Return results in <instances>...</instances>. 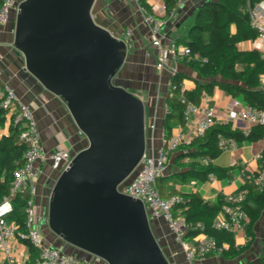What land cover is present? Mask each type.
Wrapping results in <instances>:
<instances>
[{"label": "water", "instance_id": "obj_1", "mask_svg": "<svg viewBox=\"0 0 264 264\" xmlns=\"http://www.w3.org/2000/svg\"><path fill=\"white\" fill-rule=\"evenodd\" d=\"M96 1L22 0L14 18L27 76L64 100L89 142L52 187L48 227L63 249L108 264H172L145 202L119 190L147 150L146 103L120 80L128 41L97 20Z\"/></svg>", "mask_w": 264, "mask_h": 264}, {"label": "crops", "instance_id": "obj_2", "mask_svg": "<svg viewBox=\"0 0 264 264\" xmlns=\"http://www.w3.org/2000/svg\"><path fill=\"white\" fill-rule=\"evenodd\" d=\"M22 1V0H17ZM142 0H97L94 7V15L97 20L115 34H120L124 29L131 28L133 34L129 37L128 60L123 68L122 78L129 83V89L146 103V120L156 121V128L147 132V147L161 146L164 144L162 132L165 130V117L168 110L169 86L173 76L182 74V83L187 89L196 87L201 79L197 69L190 64L169 57L165 65H160L159 51L152 46L149 24L145 20V14L141 9ZM210 0H190L182 6H176L170 17L165 18V0H146L156 16L165 21V27L170 39H180L181 27L194 20L196 12ZM148 9V8H147ZM149 10V9H148ZM15 15L10 22L0 26V81L12 84L21 100L28 103L38 120L42 132L43 157L37 162V166L43 169L36 181L38 194L36 201L39 203L38 213L42 215L43 206L49 203L50 194L48 185L54 180L55 170L49 160L50 153L58 146H66L74 153L88 146V139L77 127L64 100L27 76L24 69L23 54L14 46ZM191 22V24H192ZM241 49H253L252 40L239 43ZM264 78V74L262 75ZM264 80V79H263ZM203 94V93H202ZM210 105L216 114L225 118L227 106L234 96L228 94L222 87L216 86L210 93ZM202 101V97H201ZM8 116V115H7ZM195 116H191V121ZM186 125L176 124L172 135L180 129L188 130ZM11 119L8 117L4 127L0 129L3 134H8ZM235 128L245 129L248 126L242 120L233 121ZM1 136V135H0ZM264 150V138L257 141H244L237 148L223 151L214 162L222 167H233L230 178L212 177L207 180H192L181 182L176 176L179 168L175 163V157L182 153L174 150L167 170L162 178H170L167 186L176 188L184 193L198 191L211 201H218L220 196H226L240 190L248 179L247 173L260 167L258 156ZM188 161V157L182 158V162ZM58 178V177H57ZM57 180V179H56ZM170 188H168L170 190ZM52 191V189H51ZM170 194V191H168ZM184 219L183 216H179ZM154 231L159 242L165 250L172 264H191L182 247L181 240L173 233L164 219L151 218ZM262 221V224L259 222ZM44 229L45 226L42 225ZM254 240L249 243L250 236L247 229L234 232H224L223 244L226 252L223 254L211 253L198 264H264L262 251L264 247V215L254 224ZM228 233V234H227ZM208 233L201 232L193 240H199ZM210 235V234H209ZM48 236H46L47 238ZM52 243L59 244L50 239ZM14 249L10 261L0 257V264H26L30 257L29 247L20 242L18 237L12 239ZM71 253L89 258V254L79 251L74 247Z\"/></svg>", "mask_w": 264, "mask_h": 264}, {"label": "trees", "instance_id": "obj_3", "mask_svg": "<svg viewBox=\"0 0 264 264\" xmlns=\"http://www.w3.org/2000/svg\"><path fill=\"white\" fill-rule=\"evenodd\" d=\"M3 0H0V6ZM262 0H210L196 12L194 20L189 27L187 38L177 40V43L186 44L191 48V55L183 61L194 66L201 76L196 87L187 89L181 96L179 87L183 85L182 74H175L169 87L167 113L164 128L167 137L172 135L176 124L186 125V109L189 102L201 103L202 93H213L216 86L222 87L234 97H243L252 105L264 108V58L257 49H241L242 41L255 40L258 31L253 27L250 8ZM142 5L152 11L146 0ZM166 15L168 18L177 6V0H165ZM240 65V66H239ZM178 88H174V86ZM8 120L7 110L0 102V129ZM20 128L11 122L8 134L0 136V202L11 194V186L17 169L25 163L24 143L19 141ZM235 138L239 143L244 141H257L264 138L262 125H253L249 130L235 128L232 121H223L213 125L207 132L195 138L189 144H182L176 150L182 153L175 157L179 168L176 176L181 182L192 180H207L211 175L218 178L232 176L233 167H222L214 160L223 152L218 146L220 135ZM188 161L182 162V158ZM208 159L205 162L204 159ZM260 168H264L263 158ZM170 178H159L158 186L163 197L179 194L183 199L173 206L175 216H183L185 229L183 239L190 241L205 232L215 237L219 244H223L224 232L213 227L217 214L223 209L224 197L211 202L205 199L200 192L184 193L176 188L167 186ZM170 188V190L168 189ZM242 188L248 189L244 207L249 214L247 233L249 243L255 238L254 224L264 215V187L259 189L252 178H248ZM170 191V194H168ZM28 194L18 192L12 196L13 210L9 214L10 220L16 221L20 242L30 249V257L26 264H36L38 251L36 247L22 234L27 231ZM200 223L201 226H197ZM223 233V234H222ZM228 234V233H227ZM226 250L223 252V254ZM264 260V247L262 251Z\"/></svg>", "mask_w": 264, "mask_h": 264}, {"label": "built area", "instance_id": "obj_4", "mask_svg": "<svg viewBox=\"0 0 264 264\" xmlns=\"http://www.w3.org/2000/svg\"><path fill=\"white\" fill-rule=\"evenodd\" d=\"M188 1L190 0H177V5L182 6ZM20 2L17 0L2 1L0 26L11 21L13 14L18 11ZM141 9L149 24L152 46L159 51L160 65L164 66L169 57L178 60L191 55V48L188 45L170 39L168 32L164 29L165 21L162 18L156 16L154 12H150L144 5H141ZM250 16L253 27L258 31L256 39L252 40V48L257 49L264 58V0L250 8ZM132 34L133 30L127 28L119 35L123 38L125 36L130 37ZM174 88H178V86L175 85ZM179 90L181 96H184L186 87L181 85ZM210 99V93L204 91L200 104L196 105L189 102L186 109V115L189 119L188 130L180 129L170 137H167L164 130L162 132L164 144L161 146L153 145L151 148L147 147L135 171L125 183L119 186L121 192L140 198L145 202L150 218L166 221L169 229L181 240L182 247L191 264H198L211 253L222 254L227 248L224 244H219L217 239L209 234L199 240L187 241L183 239L184 219H180L179 216L176 217L173 211V206L183 197L179 194L163 197L158 186V180L166 172L172 152L182 144H189L195 138L203 136L213 125L223 121L242 120L249 126L245 130H249L251 126L258 124L262 125L264 130V108L246 102L243 97H234L227 106L226 117L221 118L210 105ZM0 102L1 106L7 110L11 122L19 126L21 130L19 141L26 146L25 163L14 174L11 194L4 197L0 202V257L10 261L13 255L14 249L11 241L15 237L19 238L18 225L8 216L13 210L12 196L18 192H23L28 194V198L26 207L27 231L22 234V237L29 239L36 247L38 251L36 264H108L107 261L98 256H95V259L84 258L76 253L65 251L55 243L48 246L45 244L46 237L41 230L43 228L38 226L42 216L35 206L38 194L36 181L43 172V169L37 166V162L43 157L42 132L31 106L20 99L12 84L0 81ZM191 116H195L192 121L190 120ZM155 128V120L151 122L146 120L147 132L149 129L154 130ZM0 135H3V132L0 131ZM239 144L235 138L222 134L218 139V146L222 151L235 149ZM73 156L71 149L60 145L50 153L49 160L52 168L61 173L70 164ZM258 158L260 160L263 158V152ZM204 161L208 162V159L205 158ZM247 175L248 178L253 179L259 189L264 187V168L259 167ZM212 177L215 176L211 175L210 178ZM247 194L248 189L241 188L235 193L224 196L223 209L217 214L213 222L215 229L231 232L246 230L249 214L244 207V202ZM197 226H201V224L198 223Z\"/></svg>", "mask_w": 264, "mask_h": 264}, {"label": "rangeland", "instance_id": "obj_5", "mask_svg": "<svg viewBox=\"0 0 264 264\" xmlns=\"http://www.w3.org/2000/svg\"><path fill=\"white\" fill-rule=\"evenodd\" d=\"M191 22L192 21H189V22H187L184 26H182L181 27V31H180V33H181V37H180V39H177V40H183V39H186L187 38V33H188V30H189V27H190V25H191ZM166 25V24H165ZM164 29L167 31V29H166V27L164 26ZM171 38H173L172 36H170ZM125 40H128L129 39V37H123ZM178 60H182L183 61V59H178ZM240 66V65H239ZM122 74H123V70H122V72H121V78H120V80L127 86V87H130L129 86V83L128 82H126L125 80H123V78H122ZM72 154H73V152H72ZM59 174H60V171H55V176H54V178H55V180L50 184V185H48V193L47 194H50V192H51V189H52V187H53V185H54V183H55V181H56V179H57V177L59 176ZM35 206H36V209L38 210V206H39V203L36 201V204H35ZM47 208H48V203L47 204H45L44 206H43V209H42V218H41V221L38 223V226H40V228L42 227V225L43 226H45V228L44 229H41L42 230V232H43V234L45 235V237L46 236H48L47 238H46V240H45V244L48 246V245H51V243H52V241L50 240V239H53L55 242H60V239L50 230V228L48 227V223H47V220H48V218H47V215H46V213H47ZM259 224H262V221L261 222H259ZM37 225V224H36ZM71 247L72 246H67L64 250L65 251H68V252H71L70 251V249H71ZM89 258H91V259H95V256H93V255H91V254H89Z\"/></svg>", "mask_w": 264, "mask_h": 264}]
</instances>
